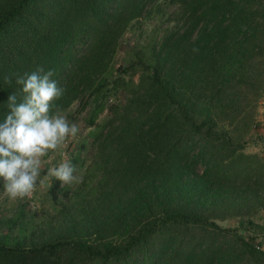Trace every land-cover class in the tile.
<instances>
[{"label":"trees","instance_id":"obj_1","mask_svg":"<svg viewBox=\"0 0 264 264\" xmlns=\"http://www.w3.org/2000/svg\"><path fill=\"white\" fill-rule=\"evenodd\" d=\"M153 20L115 76L124 34ZM38 67L55 70L64 112L91 104L96 204L63 205L50 240L0 236V264H264V159L244 152L264 93V0H0V124L19 98L4 77ZM65 192L51 180L54 202Z\"/></svg>","mask_w":264,"mask_h":264},{"label":"clouds","instance_id":"obj_2","mask_svg":"<svg viewBox=\"0 0 264 264\" xmlns=\"http://www.w3.org/2000/svg\"><path fill=\"white\" fill-rule=\"evenodd\" d=\"M54 76V69L38 67L4 77L5 84L11 86L14 78L19 86V98L17 93L9 95L10 114L0 124V181L10 201L30 198L38 185L43 187L52 179L59 181L61 188L78 181L77 167L67 160L49 167L41 178L45 158L80 132L56 104L65 89Z\"/></svg>","mask_w":264,"mask_h":264},{"label":"rangeland","instance_id":"obj_3","mask_svg":"<svg viewBox=\"0 0 264 264\" xmlns=\"http://www.w3.org/2000/svg\"><path fill=\"white\" fill-rule=\"evenodd\" d=\"M156 26L157 21H148L139 28L129 29L124 34L114 60L113 72L115 76L130 75L129 73L124 74V71L132 63L131 59L134 54L138 53L141 48L146 47L145 44L151 40L152 31ZM263 95L264 93L256 104L257 112L254 115V124L245 137L244 152L247 154L258 152L260 147H264V143L260 141L264 130L259 126L261 125L260 117L262 115L260 102ZM110 99L114 100L115 96L111 95ZM85 102V98L77 101L64 112L70 123H75L79 126L80 132L78 136L70 139L53 156L46 157L45 160L47 162L41 169L42 178L47 175L49 167L56 166L65 160L70 161L72 157H76L79 153L80 157L75 163L78 169V181L71 187L65 186L66 192L60 194L56 202L48 194L51 180L43 187L38 185L32 196L24 200L10 201L2 192L0 194V236L8 234L11 237L24 236L28 238L27 242L33 241L35 244L50 240V238H55L56 235H62L64 232V230L59 232L57 227V223L62 221L64 215L63 205L70 207L72 202L80 201L86 202L87 206L85 205V207L91 209L96 204V200L92 198L91 190L97 183L98 178L95 177L92 171L94 151L87 139L88 133L93 129L89 124L92 107L90 103L83 107ZM105 117V112L100 114L95 119V125L99 124ZM80 143H83L85 148L80 149ZM257 143L259 146H254ZM253 219L264 227V210L259 211ZM217 224L223 228H233L237 225V221L230 219L219 221Z\"/></svg>","mask_w":264,"mask_h":264},{"label":"crops","instance_id":"obj_4","mask_svg":"<svg viewBox=\"0 0 264 264\" xmlns=\"http://www.w3.org/2000/svg\"><path fill=\"white\" fill-rule=\"evenodd\" d=\"M260 119H261V120H260L261 125H259V126L264 130V114H263V113H262ZM260 141H261L262 143H264V134H263L262 137L260 138ZM254 146L258 147L259 145H258V143H257V144L254 145ZM259 149H260V151H258V152H253V153H251V154H259V155L262 157V159H264V147H263V148L260 147ZM260 240L262 241V247H261V249L264 251V234L261 235Z\"/></svg>","mask_w":264,"mask_h":264},{"label":"built area","instance_id":"obj_5","mask_svg":"<svg viewBox=\"0 0 264 264\" xmlns=\"http://www.w3.org/2000/svg\"><path fill=\"white\" fill-rule=\"evenodd\" d=\"M260 105H261L260 110H261V112L264 114V95H263V97H262V99H261Z\"/></svg>","mask_w":264,"mask_h":264}]
</instances>
